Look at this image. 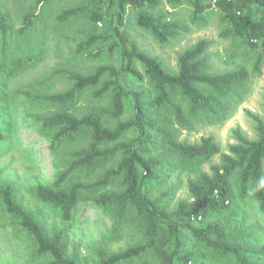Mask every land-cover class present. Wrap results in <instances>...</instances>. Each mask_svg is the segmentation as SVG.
Here are the masks:
<instances>
[{
	"label": "trees",
	"instance_id": "obj_1",
	"mask_svg": "<svg viewBox=\"0 0 264 264\" xmlns=\"http://www.w3.org/2000/svg\"><path fill=\"white\" fill-rule=\"evenodd\" d=\"M36 1L44 4L49 0ZM183 4L191 7L193 22L207 10H217L226 25L225 36L246 48L264 50V0H91L86 8L67 9L57 16L58 22H65L86 11L93 26L103 23L104 36L86 38L78 44V52L97 57L101 51L90 52L91 48L113 40L112 46L120 49L121 65H101L86 75L66 70L65 77L71 83L66 91L50 96L26 95L28 100L49 107L37 122L48 136L51 151L69 148L64 169L52 183L38 186L35 197L41 204L59 210L65 224L74 222L84 200L94 208L111 209L120 220L131 218L139 240L118 252L99 248L94 263L82 261L78 253L69 251L65 230L47 233L16 201L13 189L7 185L1 191L5 209L33 239L36 253L48 257L46 264H126L146 255H152L158 264H190L191 255L182 251L183 232L190 233L226 264H249L245 255L262 252L229 244L219 223L195 226V222L232 203L230 180L234 173L238 174L239 198L251 199L264 218V122L259 117L250 115L256 124L255 140H247L236 131L237 143L229 147L228 154L221 155L220 164L211 167V174L201 173L188 182L189 202H179L173 211H167L144 192L145 183L155 179L161 169L163 159L152 156L156 145H164L167 151L187 160H208L220 154L211 137L201 139L197 145L177 142L162 125L160 114L170 108L182 128H190L200 116H222L223 104L245 80L242 71L220 75L207 72L206 40L181 54L178 72L173 74L158 57L140 51L122 33L126 10L131 8L139 27L159 42H167L183 27L155 10L162 6L175 10ZM31 24L27 18L23 30ZM8 31L7 15L0 11V32ZM135 63L140 64L143 73L136 70ZM126 75L146 81V89L125 87L121 80ZM105 99V107H91L94 100ZM128 108L131 114L122 120ZM3 139L0 129V142Z\"/></svg>",
	"mask_w": 264,
	"mask_h": 264
},
{
	"label": "rangeland",
	"instance_id": "obj_2",
	"mask_svg": "<svg viewBox=\"0 0 264 264\" xmlns=\"http://www.w3.org/2000/svg\"><path fill=\"white\" fill-rule=\"evenodd\" d=\"M91 0H49L38 4L36 0H0V11L7 15L9 31L0 32V129L4 139L0 142V264H46L48 257L36 253L33 239L22 230L5 209L1 191L7 185L13 189L14 198L31 212L47 233L65 230L70 252L79 254L82 261L94 263L95 252L105 249L118 252L139 240L131 218L119 219L111 209L94 208L90 201H82L72 224L61 220L59 210L41 204L35 197L40 185L52 183L67 163L69 148L52 152L48 136L40 128L37 117L49 110L40 101L27 99L28 95L50 96L71 87L64 71L90 74L101 65L119 68L120 49L112 46L113 40L100 43L90 52L99 49L97 57L78 52V44L92 35H103V23L93 26L88 14L82 12L65 22L57 16L64 10L86 8ZM171 22L183 28L178 35L161 43L151 32L138 26L136 12L127 8L122 33L138 49L158 57L167 71L178 72L181 54L201 40L208 41L205 52L207 72L220 75L242 71L245 80L235 94L223 104L218 117L200 116L190 128L180 127L170 108L160 114V121L179 143L197 145L201 139L211 137L220 154L208 160H187L166 146L156 145L152 156L163 160L158 176L144 185L147 197L158 207L173 211L179 202H189L188 182L201 173L211 174V167L219 165L221 155L237 143L238 131L247 140L257 138L256 124L250 115L264 122V50L249 49L240 41L225 36L226 25L221 14L211 8L202 18L192 21V9L187 4L172 10L160 7ZM31 21L23 30L24 21ZM23 30V31H22ZM143 73L140 64L135 63ZM122 84L129 89H146V81L126 75ZM107 99L94 100L91 107L103 108ZM86 106V105H85ZM131 109L122 120L128 119ZM238 174L230 180L233 201L217 214L195 222L196 227L219 223L225 229L229 244L250 249H263L261 253L245 255L249 264H264V218L251 199H241L237 189ZM182 251L191 255L190 264H226L224 259L204 248L190 233H182ZM232 263V262H230ZM126 264H158L152 255L136 258Z\"/></svg>",
	"mask_w": 264,
	"mask_h": 264
}]
</instances>
